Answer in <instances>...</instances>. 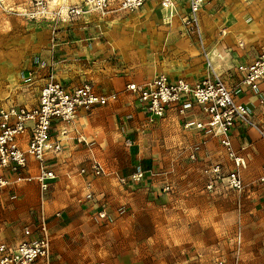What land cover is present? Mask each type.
<instances>
[{
  "label": "rangeland",
  "instance_id": "374dc122",
  "mask_svg": "<svg viewBox=\"0 0 264 264\" xmlns=\"http://www.w3.org/2000/svg\"><path fill=\"white\" fill-rule=\"evenodd\" d=\"M4 1L7 9L0 8V90L6 88V83L17 85L21 64L30 63L33 57L45 52L49 35L44 37V34L50 33L53 40L54 30L52 19L29 20L19 13L28 7L30 0ZM77 1L54 0L50 9L76 5ZM242 2L243 7L253 5L258 14L236 22L216 19L212 22L214 27H210L218 33L201 37L180 32L181 35L177 34L175 39L168 34L170 31L163 33L161 25L154 20L156 24L153 28L160 34L148 40L153 32L146 35L147 22L145 17H141V24L144 25L140 32L145 35L138 37L129 33L123 40L122 36L115 37L123 42L129 57L127 63L134 71L132 75L145 82L153 75L172 76L169 72H185L201 76L197 80L200 81L210 76L213 70L224 77L227 69L246 62L241 56L254 59L264 50V0ZM207 5L208 0H205L204 7ZM212 5L213 12L226 8V4L219 2ZM143 7L106 18L98 16L105 24L109 23L108 27L112 25L114 28L123 25L130 17L140 16ZM176 21L162 24L173 28ZM55 22L61 25L68 21ZM247 24L250 26L246 27ZM238 26L239 33H236ZM229 37L232 43H223ZM126 91L131 92L127 88ZM1 97L0 104L8 100ZM21 97L29 99L27 95ZM260 106V118L255 120L253 117L256 128L245 127L254 131V139L242 144L239 139L230 137L233 152L245 162V166L238 170L234 159L220 143V136L211 129L198 130L201 140L191 147L187 158L184 157L185 150L175 149L164 140L141 148V155L150 157L141 164L131 165L126 158L128 149L119 154L120 159H116L110 153L113 149L104 147V163L98 159L104 165V177L112 169L119 173L131 174L141 170L157 174L151 183L155 185V194L147 200L142 199V203H153L162 210L156 213L160 220L157 228L161 230L159 235L155 223L149 222V216L147 222L145 219L144 231H140L132 225L116 227V219L109 215V219L104 220L110 222L104 225V264H264V101ZM192 127L195 128L194 125ZM205 144L210 146L211 154L206 158L196 157ZM130 153L134 155L135 152L130 150ZM192 153L195 154L194 160L190 158ZM82 165H77L70 181L77 190L82 187L81 176H78ZM55 166L59 175L57 167L62 165ZM215 166L220 168L218 178L212 173ZM236 171L242 181L240 190L231 188L228 183V178ZM19 183L25 185L29 182ZM19 183L12 185L16 188ZM124 187L134 189L137 186ZM25 191L0 190V242L17 243L23 227L29 222H32L29 227L33 233L38 234L39 222L35 210L39 199L41 202V194L38 190ZM47 198H51V190ZM121 208L126 210L129 205L122 204Z\"/></svg>",
  "mask_w": 264,
  "mask_h": 264
},
{
  "label": "crops",
  "instance_id": "0c3cea01",
  "mask_svg": "<svg viewBox=\"0 0 264 264\" xmlns=\"http://www.w3.org/2000/svg\"><path fill=\"white\" fill-rule=\"evenodd\" d=\"M80 1L78 0L76 5ZM152 1L154 0L148 1V3ZM217 2L226 4V8L221 12H213L212 8L214 6L212 4ZM148 3L144 5L140 15L145 19L144 14L147 12ZM175 3L176 10L172 17H169L166 8L163 9L166 15L165 19H167L163 22L164 24L172 18L177 20L173 28H169L162 22L159 23L155 18L152 20L154 26L156 24L154 20L158 21L157 24L161 25L163 33L170 31L168 34L177 39V36L181 35L180 32L185 34L182 18L188 13L189 9L187 0H175ZM239 14L241 15L238 16ZM255 14H258V10L251 4L243 7L242 0H208V5L202 8L199 14L200 37L218 33L212 28L214 27L212 22L216 19L236 22V20H242V18L246 20ZM52 22L54 24L53 40L50 38V33L44 34V37L49 35L45 52L43 51V54L33 57L30 63L21 64L20 78L17 85L6 83V88L0 90L1 98L8 99L0 104V107L11 105L37 106L41 90L50 76H53L56 81L68 89L89 82L98 94L105 97L113 95L116 97L114 101H110L107 105L96 108L89 113H82L79 116L72 126L68 140L65 141L63 151L50 162L51 168L56 173V179H58L57 181L55 179L50 185L51 198H47L49 190L46 193V198H41V202L39 199L38 207L35 210L38 222L41 218L45 219L51 239L49 259L47 261L40 260L37 264H104V225H108L110 222H104V220L97 217L102 204L105 205L108 214L116 219V227L123 228L126 225H129V227L132 225L140 231H144V225L148 218L150 223H155L157 229L160 220L157 219L156 213L162 210L153 203H142L144 199L147 200L149 196L151 198L155 194V185L151 184L152 180L144 185L134 187V189H128L120 184L119 179L127 177L130 172L119 173L114 169L105 177L90 180L91 191L95 194V201L87 202L85 200L88 193L86 182L89 178H84L79 173L78 176H81L82 179L80 190L74 189L73 184L70 182L73 173L77 170V165L88 166L92 157L100 159L104 163V147L113 149V152L111 150L110 153L116 159H120L119 154L128 149L129 155H126V158L129 159L131 165L141 164L145 162L146 158H150L141 155V148L159 144L162 140L169 142L170 146L175 149L185 150L183 153L184 157L187 158L189 150L197 142H200L201 137L197 133L198 129L192 127L187 130L184 123L190 121L192 125H195V123H205L209 118L193 104H186L185 119L178 113L176 108L169 109L164 118H150L146 114L137 95L126 91V86L130 83L143 84L157 75H153L145 82L132 75L134 71L127 63L128 54L122 45L123 42L115 38L122 36L121 39L123 40L127 37L122 32L124 24L121 25L122 27L119 25L114 26V28L112 25L108 27L109 23L105 24L104 20L99 18L96 13H89L73 21L65 22L66 24L58 25L60 22ZM146 22L149 21L146 19ZM232 25L233 23L230 24V26ZM249 26V24L246 25V27ZM149 28L155 30V33L148 40L155 39V36L160 32L151 25ZM239 29L240 26L237 27L236 33H239ZM104 30L111 32L110 39L106 38ZM54 32H56L55 37ZM223 43H232L231 37ZM262 53H264V50L254 59L248 56L244 58L241 56V58L246 61L244 63H249L257 59ZM238 64L227 69L224 77L220 74L229 87H234L238 83L239 77L236 73V68L240 65ZM169 73H172V76L167 77L171 80L184 79L191 83L198 82L197 80L201 77L199 75L184 74L185 72ZM24 95H27L29 99L21 97ZM260 96L264 97V86L261 87V93H246L240 97V101L251 109L252 120L253 117L255 120L260 118ZM253 132L251 129L241 126L234 128L230 135L232 139L236 140L237 138L242 144H248L251 138L254 139ZM81 140L90 143L89 148L82 149L84 144L79 143ZM21 144L25 147V139ZM209 147L205 144L203 149L196 153V157L206 158L208 154H211ZM137 149H139L138 152ZM130 150L135 152L134 155L130 153ZM209 156L212 157V155ZM55 165H62L59 168L57 167L59 175ZM36 173V162L30 160V170L27 171L25 176H34ZM8 179L13 181L15 176L10 175ZM33 181L30 180L25 185L18 182L19 185L16 188L10 185L7 189L2 190H15L18 193L22 190L25 191V189L33 192L38 190L39 194V184L36 180V182ZM105 201L107 203H104ZM125 203L129 205V208L122 210L121 206ZM31 224L32 222H29L23 227L18 242L23 238L24 228ZM139 230L138 232H140ZM159 230H156L157 235L161 232ZM3 242L15 244L14 242Z\"/></svg>",
  "mask_w": 264,
  "mask_h": 264
},
{
  "label": "built area",
  "instance_id": "2783aa9c",
  "mask_svg": "<svg viewBox=\"0 0 264 264\" xmlns=\"http://www.w3.org/2000/svg\"><path fill=\"white\" fill-rule=\"evenodd\" d=\"M151 0H81L77 5L50 9L54 0H30L27 8L19 13L29 20L49 18L53 21H73L89 13L107 17L119 12H134L141 9ZM188 13L183 16L182 24L186 34L200 36L199 14L205 0H187ZM169 17L175 14V0H162ZM0 8L7 9L4 0H0ZM239 77L234 87H229L220 74L210 76L191 83L184 79L171 80L165 75H158L143 83H130L127 90L137 95L143 109L150 118H164L169 109L176 108L186 118V104L197 106L209 120L195 123L198 130L211 129L220 136V143L234 159L236 170L245 166L242 158L232 150L230 133L236 127H254L251 109L240 101L246 93H261L264 86V53L249 63H242L236 68ZM116 97H105L97 93L93 85L85 82L73 89H68L53 76L41 90L38 105L34 107L11 105L0 107V190L21 181L36 180L39 184L41 198L49 191L56 173L51 168V160L61 154L65 141L82 113L107 105ZM260 96V103H263ZM190 121L184 123L186 129L192 128ZM25 139V147L21 144ZM89 148L90 143L79 141ZM190 158L195 159L192 153ZM30 160L36 162L37 173L34 176L25 174L30 170ZM86 182L87 202L95 201L91 191V181L106 174L104 165L92 157L88 166L79 171ZM213 175L218 178L220 168L215 166ZM15 176L10 181L8 176ZM153 172L135 171L119 182L122 186H140L156 177ZM264 180V178H263ZM229 186L242 189L239 173H232L228 178ZM100 220L109 219V214L102 204L97 213ZM51 253V240L45 219L41 218L38 234L28 226L24 228L23 238L15 243L0 242V264H36L40 260H48ZM219 264H222L219 262Z\"/></svg>",
  "mask_w": 264,
  "mask_h": 264
},
{
  "label": "bare ground",
  "instance_id": "6f19581e",
  "mask_svg": "<svg viewBox=\"0 0 264 264\" xmlns=\"http://www.w3.org/2000/svg\"><path fill=\"white\" fill-rule=\"evenodd\" d=\"M165 8H166V6H164V4H162V0H154L150 3H148L147 12L144 14L146 16V19L149 21L146 24V26L148 28L147 29L148 32H153V34L155 33V30H152L148 26V25L153 26V23L151 22L152 19L155 18L159 22H165L167 20V19H165V17H166V15L164 13ZM141 21L142 20H141L140 16H133V17H130L129 19H126L124 21V25L122 27L123 35L128 36L129 33H132L134 35H137L138 37H141L143 34L140 32V28L142 25H144V24H141ZM174 21H176V19L172 18V19H170V21H168V23L172 24V23H174ZM168 23H166V24H168ZM110 33L111 32L109 30H106V31L104 30V34H105L106 38H108V39H110ZM147 35H149V34H147ZM148 37H150V36H148Z\"/></svg>",
  "mask_w": 264,
  "mask_h": 264
}]
</instances>
